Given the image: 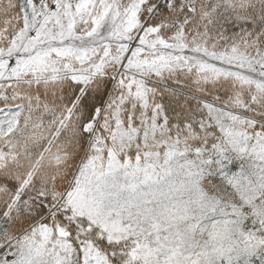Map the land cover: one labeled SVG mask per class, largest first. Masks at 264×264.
<instances>
[{
  "label": "snow or ice",
  "instance_id": "1",
  "mask_svg": "<svg viewBox=\"0 0 264 264\" xmlns=\"http://www.w3.org/2000/svg\"><path fill=\"white\" fill-rule=\"evenodd\" d=\"M0 264H264V0H0Z\"/></svg>",
  "mask_w": 264,
  "mask_h": 264
}]
</instances>
